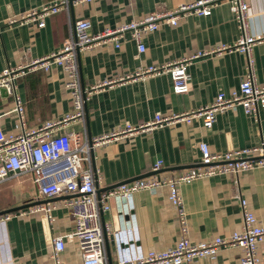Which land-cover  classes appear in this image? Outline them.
I'll list each match as a JSON object with an SVG mask.
<instances>
[{"label":"crops","instance_id":"0c3cea01","mask_svg":"<svg viewBox=\"0 0 264 264\" xmlns=\"http://www.w3.org/2000/svg\"><path fill=\"white\" fill-rule=\"evenodd\" d=\"M51 1L0 0V71L6 67L25 68V74L16 79L25 129L37 127L46 120H60L72 110L59 67L51 66L47 71L27 68L34 59L60 48L70 22L85 19L90 24V32L97 33L141 19L148 13L170 11L193 0H92L44 17L42 27H37L34 21L10 22ZM246 1L249 34H264V0ZM238 35L228 3L221 0L208 16L187 15L173 26L160 23L156 30L142 35L143 52H137L127 32L117 37L118 47L107 40L80 51L79 74L83 88L90 91L85 101L86 118L62 124L60 132L74 134L84 130L90 138L102 137L126 125L138 127L154 115L167 117L196 109L213 101L220 92L227 96L237 90L243 79L246 61L242 53L218 47L233 45ZM251 55L255 81L264 85V40L252 46ZM180 59L188 61L186 71L190 84L186 93H172L166 73L134 76L149 65L160 66ZM10 107L11 98L1 96L0 108L5 111ZM15 119L14 113L0 119L4 132H18L13 128ZM200 142L206 143L212 152L264 142V108H258L255 116L244 114L239 106L226 109L216 114L208 129L202 127L199 119L189 124L177 121L126 132L96 145L92 149L94 188L102 189L150 173L156 160L162 161L157 176L175 174L181 169L174 167L197 164ZM179 192L187 217V237L192 242L226 237L239 230L242 215L238 197L246 201L256 223L264 225V167L236 175L195 179L181 184ZM60 197L38 195L28 174L0 184V212L23 204L52 206L49 221L42 212L0 221V264H52L51 239L55 236H61L64 241L60 263L81 264L76 240L66 236L73 231V218ZM132 203L130 213L134 215L136 243L140 248L147 251L173 246L179 232L167 189L159 188L154 194L138 191L132 195ZM107 204L109 208L100 214V222L111 232L129 220V216H119L121 203L110 199ZM105 234L107 257L113 261V243L107 231ZM240 255L239 248L224 246L218 249L213 260L196 258L184 264H239ZM257 255L264 264V241L258 244Z\"/></svg>","mask_w":264,"mask_h":264},{"label":"built area","instance_id":"2783aa9c","mask_svg":"<svg viewBox=\"0 0 264 264\" xmlns=\"http://www.w3.org/2000/svg\"><path fill=\"white\" fill-rule=\"evenodd\" d=\"M92 0H53L40 5L16 18L13 23L36 22L42 27L44 17L70 7ZM221 0H193L181 3L164 13H148L138 20L130 21L113 29H104L97 33L90 32V24L85 19L69 23L68 35L60 48L44 57L29 63V70L47 71L51 66L61 69L64 74V88L67 90L71 112L60 120H46L37 127L25 129L23 107L16 92V79L25 74L24 67L3 68L0 71V97H10L11 107L0 111V119L10 113L15 114L13 128L16 133L3 131L0 122V184L22 174H28L37 188L38 195L51 198L65 197L61 200L73 218L74 228L70 235L76 240L81 256V264H184L196 258L213 260L220 247H237L241 251L239 264H262L257 255V246L264 241V225L256 223L254 215L243 198L238 197L242 223L239 230L232 231L226 237L216 236L211 240L192 242L188 239L187 217L179 186L195 179H204L214 175L232 174L248 171L255 167H264V142L253 147H242L212 152L206 143L197 145L199 152L198 166L181 169L169 176L149 175L133 181L120 183L100 193L96 197L92 172V149L105 141L116 139L126 132L148 130L153 127L174 122L189 124L199 119L202 127L210 128L215 116L226 109L234 110L239 106L246 115L255 116L258 108H264V85H258L254 78V65L251 48L264 40V34L252 36L248 32V4L246 0H225L233 15L239 35L233 45L221 46V50H235L245 56V72L237 90L225 96L217 93L214 100L196 109L176 113L167 117H154L138 127L126 125L124 129L108 135L88 138L85 131L81 133H62V124L72 119H84V103L90 91L81 87V78L77 55L80 51L90 49L102 41H113L122 33H129V38L136 44L137 52H143L142 35L157 29L160 23L175 25L179 18L187 15L208 16L211 8ZM207 51L203 54L211 53ZM201 54V53H200ZM187 59H180L165 65H149L137 71L134 76L157 75L166 73L174 94L189 90L190 77L186 71ZM133 76V75H132ZM161 160H156L152 171L160 169ZM167 189V199L174 208L179 238L171 247L161 250L143 251L136 243L138 236L134 223L132 195L138 191L154 194L159 188ZM122 204L119 216L128 215L129 220L109 232L100 222V214L108 210V200ZM49 204L28 205L12 212L0 214V221L34 212H42L46 220H51ZM105 231L113 243L114 260L110 261L105 249ZM66 237V238H67ZM52 264H61L59 253L64 248L61 236L51 239Z\"/></svg>","mask_w":264,"mask_h":264},{"label":"water","instance_id":"95a60500","mask_svg":"<svg viewBox=\"0 0 264 264\" xmlns=\"http://www.w3.org/2000/svg\"><path fill=\"white\" fill-rule=\"evenodd\" d=\"M77 61H78V55H77ZM81 87L83 88L82 82H81ZM85 118H86V107H85V103H84V120H85ZM87 137L90 138L89 135H87ZM91 157H92V154H91ZM91 163H92V172L94 173L93 161ZM195 166H198V164H195V165H187V166H180V167H174V169H185V168L195 167ZM158 172H159V170L152 171L150 173H145V174H142V175H138V176H135L132 179H129L127 181H121L119 183H115L114 185H111V186H108V187H105V188H102V189H99V188L95 187L94 193H95L96 197H99V193L100 192H103V191H105V190H107L109 188H112V187H114V186H116V185H118L120 183H125V182L133 181V180H136V179H139V178H143V177H146V176H149V175H154V174H156ZM93 176H94V174H93ZM64 198L65 197H60L59 199H64ZM25 206H28V205L27 204H23L21 206H17V207H14V208H10V209L1 211L0 214L7 213V212H12L14 210H18V209L23 208ZM105 241H106V239H105ZM105 246H106V244H105ZM105 249H106V247H105ZM106 254H107V252H106Z\"/></svg>","mask_w":264,"mask_h":264},{"label":"rangeland","instance_id":"374dc122","mask_svg":"<svg viewBox=\"0 0 264 264\" xmlns=\"http://www.w3.org/2000/svg\"><path fill=\"white\" fill-rule=\"evenodd\" d=\"M0 111H4V110L0 108Z\"/></svg>","mask_w":264,"mask_h":264}]
</instances>
